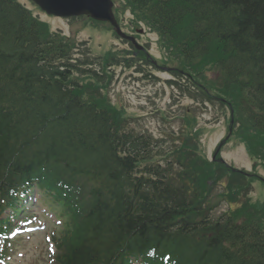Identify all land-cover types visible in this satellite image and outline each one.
Wrapping results in <instances>:
<instances>
[{
  "label": "trees",
  "instance_id": "obj_1",
  "mask_svg": "<svg viewBox=\"0 0 264 264\" xmlns=\"http://www.w3.org/2000/svg\"><path fill=\"white\" fill-rule=\"evenodd\" d=\"M117 2L118 15L128 7L146 20L178 65L232 106L238 136L264 165V0ZM75 46L17 0H0V231L10 225L6 210L19 209L20 192L38 181L73 218L60 264H264V205L247 202L208 220L225 166L203 159L190 136L172 144L175 164H155L151 142L106 116L110 60L102 58V74L85 72ZM184 175L202 199L176 184ZM239 176H229L220 198L238 201L247 187ZM86 194L89 216L76 222V199ZM162 246L171 249L150 255Z\"/></svg>",
  "mask_w": 264,
  "mask_h": 264
},
{
  "label": "rangeland",
  "instance_id": "obj_2",
  "mask_svg": "<svg viewBox=\"0 0 264 264\" xmlns=\"http://www.w3.org/2000/svg\"><path fill=\"white\" fill-rule=\"evenodd\" d=\"M19 1L27 4L26 6L29 9L33 5V3L28 5L30 3L29 0ZM32 9L35 15L42 20L50 22L53 30H60L64 34L75 37L79 42H85L87 45L91 44L96 51L104 49L105 45L102 46L101 44L107 40L106 36L108 37V43L111 44L113 35L110 34L105 26L85 27L83 26V21L79 18H76V20L75 18L47 16L35 7ZM154 38L146 35L142 39L146 42L150 41V46L154 52L160 55L155 44L152 43ZM150 71H152V68H150ZM154 74L156 78L150 75H139L132 70H118L111 86L110 95L113 101L121 103L128 111H133L138 116H143L139 121V125H137L139 132H149L156 138H160L164 134L163 129L165 127L171 130L179 129L181 121L175 116L182 114L183 106L188 101L180 102V100H177V103H174L173 92L165 83V79L169 75L164 72H154ZM219 107H194L198 113L200 126L210 128V131H207L202 137V144L208 156H211L214 146L225 135V113ZM160 109H166L169 112L168 118L173 119V121L164 123L158 112ZM236 146L235 142L228 144L225 147L224 157L241 168H249L251 170L253 162L249 158L244 145ZM233 149L236 153L233 152ZM258 173L264 175L262 168H258ZM259 184H262L260 180L255 182L256 186ZM256 193L257 190L253 187L251 192L253 199H256L254 197ZM222 207L224 209L228 206L224 204ZM15 246L17 252L15 257L16 264H47L49 255L47 243L45 242V232H41L31 238L28 236L22 237L16 241Z\"/></svg>",
  "mask_w": 264,
  "mask_h": 264
},
{
  "label": "water",
  "instance_id": "obj_3",
  "mask_svg": "<svg viewBox=\"0 0 264 264\" xmlns=\"http://www.w3.org/2000/svg\"><path fill=\"white\" fill-rule=\"evenodd\" d=\"M49 14L58 16L91 15L96 20H107L116 26L111 0H34Z\"/></svg>",
  "mask_w": 264,
  "mask_h": 264
}]
</instances>
